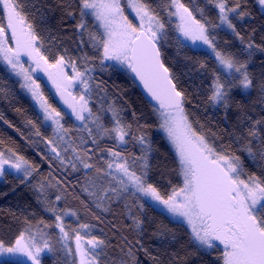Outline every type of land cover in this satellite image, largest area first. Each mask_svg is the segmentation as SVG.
I'll list each match as a JSON object with an SVG mask.
<instances>
[{
  "label": "snow or ice",
  "instance_id": "1",
  "mask_svg": "<svg viewBox=\"0 0 264 264\" xmlns=\"http://www.w3.org/2000/svg\"><path fill=\"white\" fill-rule=\"evenodd\" d=\"M207 2L218 10L215 21L208 19L199 7L196 11L203 19H197L182 0H159L156 6L151 0H126L139 21L137 25L125 15L121 0H61L64 17L74 21L72 35L61 36L47 28L38 30L30 20L29 6L32 11H39L36 0H0L3 13L0 61L7 66L8 73L19 78L20 89L35 101L40 114L37 119L51 122L52 136L48 137L36 121L26 120L33 134L49 148L50 155H44V161L51 166V160L55 159L62 171V178H44L34 186L38 201L45 212L52 214L54 222L49 224L41 219L33 224L25 218V227L14 240L0 239V255L20 254L30 264H41L42 254L62 250L66 257L72 258V264H140L137 253L142 252L152 264H164L143 243L146 225L152 222L145 212L148 205L162 208V214L182 219L190 228V240L197 251L210 252L222 246V264H264V115L253 118L242 105L235 104L241 114L231 135L238 147L233 149L231 144L217 147L189 119L185 109L188 97L177 88L173 74L161 58L162 42L169 38L160 14L165 12L179 20L175 25L178 44L182 43L181 38L199 41L216 61L210 70L206 103L220 105L227 111L234 106V90L250 93L256 89L259 102L264 104V60L260 61L259 75L249 70L257 53L264 57V35L257 43L255 28L243 34V25L238 26L239 22L252 18L247 0ZM256 4L264 10V0H256ZM90 17L98 28L90 23ZM217 28L229 30L242 47L235 52L220 48L214 34ZM66 40L75 47L65 46ZM25 56L30 61L27 67L22 60ZM107 61L115 62L114 68L120 65L134 73L157 102L159 127L176 150L175 171L182 178L180 185H172L169 180L170 190L161 191L150 181L149 157L154 149L145 132L148 126L139 123L135 110L130 122L123 115L127 109L122 104L114 99L107 103V89L92 75L97 66L105 70ZM196 63L208 71L205 62ZM38 71L47 74L64 104L80 122L75 130L65 127L64 114L49 103L37 82ZM77 86L80 91L74 94L72 90ZM0 93L7 94L2 86ZM94 95L100 101L96 109L92 104ZM108 113L111 118L106 124L104 116ZM0 121L23 136L2 114ZM73 131L81 135L74 136ZM106 139L114 141V146L105 147ZM129 144L140 145L141 154L126 155L124 146ZM237 152L246 154L260 169L259 174L248 171ZM7 170H15L27 179L39 167L8 148L7 152L0 151V177ZM69 197L78 202L79 208L67 206ZM114 206L122 208L130 221L127 228L134 234V242L121 234L122 244L116 245L102 238V229L97 236L93 234L95 225L79 222L83 211L103 223L94 209L103 215L112 213ZM73 217L76 227L65 222ZM112 228L119 231L115 224ZM170 232L166 226L157 225L152 235L166 238ZM117 246L121 253L118 260L107 254L109 248ZM168 264H180V258L173 254Z\"/></svg>",
  "mask_w": 264,
  "mask_h": 264
},
{
  "label": "trees",
  "instance_id": "2",
  "mask_svg": "<svg viewBox=\"0 0 264 264\" xmlns=\"http://www.w3.org/2000/svg\"><path fill=\"white\" fill-rule=\"evenodd\" d=\"M151 2L153 6H156L159 0H151ZM182 2L193 10L197 19H203L200 13L196 11V8L199 7L204 9L205 16L208 19L215 21L217 10L207 0H182ZM60 4L61 0H36V7L39 11H32L29 6V18L38 30L43 27L51 30L53 34L61 36L72 35L73 29L71 26L74 24V21L64 17ZM247 8L252 13V18L239 22L238 26L243 25L241 29L243 34H247L252 28H255V39L259 43L261 36L264 35V11L256 4V0H247ZM41 14L44 17L43 20L41 19ZM160 14L165 20L169 33L168 40L162 42V59L173 74L177 88L184 91L188 97L189 102L185 104V109L189 114V119L193 121L197 130L204 134L217 147L231 144L232 148L236 149L238 145L234 143V138L231 134L237 129L241 109L235 107V104L242 105L243 110L253 116V118L264 115V104L259 102L258 90L253 89L250 93L234 90L232 93L234 106L230 107L227 111L222 106L215 107L206 103L211 81L210 70L216 65L215 59L206 50L196 49L182 38V43L178 44L176 40L178 34L173 18L168 17L165 12H161ZM0 20H3L2 12H0ZM89 20L91 24L95 25L91 17ZM214 34L216 35L218 46L222 49L235 52L242 47L229 30L217 28L214 30ZM65 46L70 49L75 47L71 41L67 40L65 41ZM77 54L73 52V55ZM92 54L93 52H89V55ZM261 60H264V57L257 53L254 63L249 66V70L256 75H259ZM196 61L205 62L208 71L200 69ZM96 63L98 65V61ZM92 75L95 81L101 84L102 88L107 89V103H110L114 99L118 104H122L127 109L123 115L130 122L133 120L132 110H135L139 123L148 126L145 132L154 149L149 157L151 169L149 172L150 181L156 183L161 191L170 190L169 180L172 182V185H180L182 178L175 171L178 167L176 152H174L166 137L160 131L159 119L154 111L155 107H152L142 96L130 72L118 69L117 67L114 68L111 64L106 63L105 70L101 71L97 66L96 71ZM0 86L7 93L6 95L0 93V114L23 133V136H21L14 128H10L3 121H0V139L3 140V144H0V150L7 151L8 148H13L39 167V171L34 172L27 179L6 172L3 180L0 181V239L11 241L25 227V218L33 224H36L41 219L49 224L54 222L52 215L45 212L43 205L38 201V192L34 186L44 178H62V171L55 159L51 160V166L48 162L44 161L43 156L50 155L47 146L39 137L33 134V130L26 123V120L32 119L36 121L45 136L51 137L52 130L45 122L37 119L38 115H40L39 111L32 100L22 92L18 80L7 72L2 61H0ZM43 91L49 103L64 114L65 119L63 122L65 123V127L73 130L78 128L79 125L74 120V116L59 104L54 94L44 83ZM101 95H104V93H101ZM92 104L94 109L99 107L100 101L95 95L92 98ZM16 109H20L21 112L18 113ZM110 118L111 114H106L104 122L106 124L109 123ZM72 134L74 136L81 135V133L76 131H73ZM114 144L115 142L112 140L106 139L104 141L105 147H112ZM124 147L127 149L126 155L134 153L139 156L141 154V146L138 144H129ZM237 154L241 155L248 171L259 174L260 169L253 165L246 154L241 152H237ZM68 179L75 183L72 176H69ZM53 192L54 190H50V193ZM149 204L151 203L149 202ZM67 206L79 208L78 202L71 197H69ZM94 212L96 216H101L103 223L83 211H81L80 215L82 223L96 226L93 230L94 235L100 236L102 229V238L111 240L116 245L122 244L121 234L128 236L129 240H133L134 234L127 228L130 221L125 218L122 208L114 206L112 213H105L103 215L98 210L94 209ZM145 212L152 222L146 225L147 231L143 237V243L154 256L162 259L164 264H168L173 254H176L180 258V264H222V260L220 259L222 256L221 248L211 250L210 252L197 251L195 245L190 240V230L186 225L172 220L165 213L162 214V211L155 206L149 207L146 205ZM112 224H115L119 231L113 229ZM157 225L166 226L167 229L171 230L169 234H166V238L152 235ZM172 234L175 235V239H172ZM107 254L116 260L121 256L118 246L109 248ZM137 255L140 264H152L142 252L137 253ZM42 263L52 264L48 257H44ZM0 264L22 263L13 260H2Z\"/></svg>",
  "mask_w": 264,
  "mask_h": 264
},
{
  "label": "rangeland",
  "instance_id": "3",
  "mask_svg": "<svg viewBox=\"0 0 264 264\" xmlns=\"http://www.w3.org/2000/svg\"><path fill=\"white\" fill-rule=\"evenodd\" d=\"M121 3H122V5L124 6L125 15L128 16L129 20H131V21L133 22V24H137V25H138L139 21H138V19L135 17V13H134L129 7H127V5H126V0H121ZM212 5H213V4H212ZM213 6H214V5H213ZM214 7H215V6H214ZM216 10H217V9H216ZM217 11H218V10H217ZM263 11H264V10H263ZM172 18H173V20H174L175 25H176L177 23H179V20H178L177 17H172ZM92 19L94 20V18H92ZM94 22H95V25H96L97 28H98V24H97V22H96L95 20H94ZM221 29H224V28H221ZM99 30L102 31V29H99ZM226 30H227V29H226ZM176 32H177V31H176ZM177 34L179 35L178 32H177ZM182 39H183V38H182ZM184 41H185L186 43H188L189 45H191L192 47L196 48V49H203V50H206L207 52H209V53L211 54V52H210V50L207 48V46L202 45L199 41H197V42H192V41H190V40H184ZM9 42L12 43V44H14V41H11V40H10ZM22 60L25 62V66L27 67L28 64L30 63L28 57H26V56H25V57H22ZM2 62H3V61H2ZM3 63H4V62H3ZM106 63L111 64V65H114V64H115V62H113V61H107ZM4 66H5V68L7 69V66H6L5 64H4ZM116 67H117L118 69H121V70L129 71V69H127V68L124 67V66L116 65ZM9 74H10L12 77H14L16 80H19L18 77L12 75L11 73H9ZM69 74H71L70 70H69ZM35 76H36V78H37V82L41 85V90H42V91H43V83H44V84L50 89V91L55 95V93H56L57 91H56V89H55V86L52 84L51 80L48 79L47 74L38 71V72L35 73ZM21 90H22V89H21ZM72 91H73L74 94H77V93L80 91L79 86H77L76 88H74ZM240 91L244 92L243 90H240ZM22 92L32 100L31 96H30L28 93H26L24 90H22ZM43 92H44V91H43ZM244 93H245V92H244ZM44 94H45V93H44ZM32 102L34 103L36 109L39 111L38 106L36 105L35 101L32 100ZM218 106H220V105H215V107H218ZM157 107H158V106H157ZM155 109H156V107L154 108V111H155ZM155 113H156V115H157V117H158V119H159L158 113H157L156 111H155ZM74 120L76 121L75 117H74ZM76 123H77L78 125H80V122H79V121H76ZM159 123H160V119H159ZM45 124H46L47 126H49V127L51 128V130H52L51 122H46ZM159 128H160V127H159ZM160 131L164 134V136L166 137L168 143L170 144V146L172 147V149L174 150V152H176L175 147H174V145L171 143L170 139L168 138L167 133H166L163 129H161V128H160ZM47 150H48V152H49V148H48V146H47ZM0 151H2V150H0ZM5 152H7V151H5ZM6 172L13 173V174H15V175H17V176H22L21 174L16 173L15 170H7ZM22 177H23V176H22ZM28 178H29V177H28ZM2 180H3V177H0V181H2ZM39 183H40V182H39ZM39 183H38V184H39ZM38 184H37V185H38ZM49 191H50V190H49ZM51 198L54 199V196L51 197ZM149 202L151 203V201H149ZM156 208L162 211V208H160V207H156ZM164 213L167 214L166 212H164ZM48 214L52 215L51 213H48ZM167 215H168L172 220H175V221L181 222V223H183L184 225L187 226V224L184 223V222L182 221V219H180V218H174V217H172L170 214H167ZM65 222L68 223V224H71L73 227H76V226H77V223H76L74 217H73V218H66V221H65ZM79 222L82 223L81 221H79ZM187 227H188V226H187ZM188 229L190 230L189 227H188ZM48 231H49V232H53V233H54V232H58V230H56V229H48ZM53 243H55V240H53ZM57 248H59V245H57ZM220 248L222 249V246H220ZM44 257H48V258L50 259V261L52 262V264H72V258H71V257H66L65 254H64V252H63L62 250H58V251L55 252V253H45V254H42V259H43ZM2 260H13V261L20 262V263H22V264H30V261H28L27 257H25V256H23V255H20V254H16V255H0V261H2ZM41 264H43V263H42V260H41Z\"/></svg>",
  "mask_w": 264,
  "mask_h": 264
},
{
  "label": "water",
  "instance_id": "4",
  "mask_svg": "<svg viewBox=\"0 0 264 264\" xmlns=\"http://www.w3.org/2000/svg\"><path fill=\"white\" fill-rule=\"evenodd\" d=\"M161 58H162V54H161ZM163 60V59H162ZM130 74L132 76V79L137 87V89L140 91V93L142 94V96L152 105V107H157V102L155 100L152 99V97L150 96V94L147 92V90L144 88L142 82L135 76L134 73H132L130 71ZM56 98L58 100V102L72 115L71 113V109L64 104L63 100L60 98L59 93H56Z\"/></svg>",
  "mask_w": 264,
  "mask_h": 264
}]
</instances>
